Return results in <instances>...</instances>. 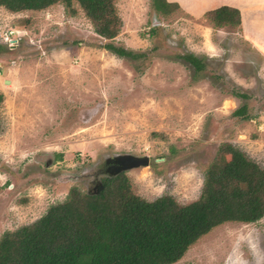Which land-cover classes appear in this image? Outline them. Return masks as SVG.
Here are the masks:
<instances>
[{
  "label": "rangeland",
  "instance_id": "374dc122",
  "mask_svg": "<svg viewBox=\"0 0 264 264\" xmlns=\"http://www.w3.org/2000/svg\"><path fill=\"white\" fill-rule=\"evenodd\" d=\"M167 1L179 8L162 14L154 0H115L122 26L112 41L77 3L15 14L0 7V239L72 188L91 195L94 181L111 178L106 159L116 155L150 158L124 173L136 196L182 206L200 199L224 145L264 171L263 52L242 24L197 17L231 0ZM251 31L264 34V25ZM108 43L143 56L119 58L102 48ZM189 54L205 69L179 58ZM227 101L234 108L224 109ZM175 264H264V217L213 229Z\"/></svg>",
  "mask_w": 264,
  "mask_h": 264
},
{
  "label": "trees",
  "instance_id": "16d2710c",
  "mask_svg": "<svg viewBox=\"0 0 264 264\" xmlns=\"http://www.w3.org/2000/svg\"><path fill=\"white\" fill-rule=\"evenodd\" d=\"M59 3L66 8L77 3L101 38L112 41L118 36L122 21L115 0H0V7L15 14ZM153 4L162 14L179 8L167 0ZM204 17L217 27L242 24L240 11L232 7L209 11ZM102 48L119 58L143 56L114 43ZM179 58L198 72L205 69L194 55ZM3 102L0 92V111ZM246 109L242 106L234 116H244ZM226 155L229 161H224ZM262 217L264 171L241 151L224 145L206 174L198 201L182 206L164 196L148 202L132 192L124 173L105 179L98 195L72 188L65 202L52 206L34 223L3 234L0 264H175L213 229L226 223L252 224Z\"/></svg>",
  "mask_w": 264,
  "mask_h": 264
},
{
  "label": "crops",
  "instance_id": "0c3cea01",
  "mask_svg": "<svg viewBox=\"0 0 264 264\" xmlns=\"http://www.w3.org/2000/svg\"><path fill=\"white\" fill-rule=\"evenodd\" d=\"M213 2L207 6L210 8L204 9L200 12L197 17H203V15L209 10H215L217 8L223 7L225 4H216ZM231 7L239 10L242 16V25L244 30V35L247 41L252 43L254 46H257L261 52L264 54V34L259 32V35L256 32H252V26L257 25L258 27L264 25V0H231ZM259 9V11H258ZM251 26V29H250Z\"/></svg>",
  "mask_w": 264,
  "mask_h": 264
},
{
  "label": "water",
  "instance_id": "95a60500",
  "mask_svg": "<svg viewBox=\"0 0 264 264\" xmlns=\"http://www.w3.org/2000/svg\"><path fill=\"white\" fill-rule=\"evenodd\" d=\"M106 163L112 165L107 170L109 177L113 178L121 173H125L134 169L142 167H149L150 158L148 156L137 157L133 155H116L112 158H107ZM98 191L91 193V195H98L103 190V185L99 184Z\"/></svg>",
  "mask_w": 264,
  "mask_h": 264
},
{
  "label": "flooded vegetation",
  "instance_id": "af4514ba",
  "mask_svg": "<svg viewBox=\"0 0 264 264\" xmlns=\"http://www.w3.org/2000/svg\"><path fill=\"white\" fill-rule=\"evenodd\" d=\"M105 166H106V170H108L109 167L112 166V165H111V164L108 165V164L106 163ZM106 170H105V171L103 170V171L106 173ZM101 175H102V174H101ZM96 180H97V179H96ZM99 182H100V181L97 180V181H94V182L92 183V189H93L94 192H97V191H98V190H97V189H98L97 186H98L99 184H101V183H99Z\"/></svg>",
  "mask_w": 264,
  "mask_h": 264
},
{
  "label": "bare ground",
  "instance_id": "6f19581e",
  "mask_svg": "<svg viewBox=\"0 0 264 264\" xmlns=\"http://www.w3.org/2000/svg\"><path fill=\"white\" fill-rule=\"evenodd\" d=\"M224 106H225L224 109L230 110V109L234 108V103L231 101H227V102H225Z\"/></svg>",
  "mask_w": 264,
  "mask_h": 264
}]
</instances>
